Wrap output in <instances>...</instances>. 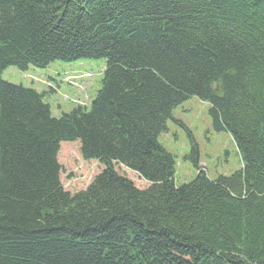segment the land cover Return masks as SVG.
Segmentation results:
<instances>
[{
	"label": "trees",
	"instance_id": "16d2710c",
	"mask_svg": "<svg viewBox=\"0 0 264 264\" xmlns=\"http://www.w3.org/2000/svg\"><path fill=\"white\" fill-rule=\"evenodd\" d=\"M81 60H104L101 88L60 117L2 80ZM192 97L242 168L212 180L194 145L178 187L159 138ZM74 142L104 169L72 194ZM0 264H264V0H0Z\"/></svg>",
	"mask_w": 264,
	"mask_h": 264
},
{
	"label": "rangeland",
	"instance_id": "374dc122",
	"mask_svg": "<svg viewBox=\"0 0 264 264\" xmlns=\"http://www.w3.org/2000/svg\"><path fill=\"white\" fill-rule=\"evenodd\" d=\"M104 70V60L57 62L45 70L30 68L26 73L9 68L2 74V80L46 94L44 99L51 106L53 116L60 117L76 105L91 103L101 88ZM159 141L176 158L175 184L178 187L190 183L198 174L192 161L194 145L198 146L200 167L212 180L219 176H230L242 168L231 136L214 128L209 106L197 97L178 106ZM58 160L62 166L63 186L72 194L86 190L104 169L97 161L83 160L79 142L63 143ZM117 170L141 190L150 186L138 174L122 165Z\"/></svg>",
	"mask_w": 264,
	"mask_h": 264
}]
</instances>
